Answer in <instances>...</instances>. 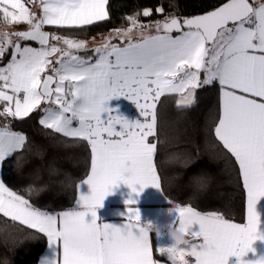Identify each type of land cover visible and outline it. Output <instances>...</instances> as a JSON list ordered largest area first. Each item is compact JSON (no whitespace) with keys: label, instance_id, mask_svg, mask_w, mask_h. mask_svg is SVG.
Returning a JSON list of instances; mask_svg holds the SVG:
<instances>
[{"label":"snow or ice","instance_id":"snow-or-ice-1","mask_svg":"<svg viewBox=\"0 0 264 264\" xmlns=\"http://www.w3.org/2000/svg\"><path fill=\"white\" fill-rule=\"evenodd\" d=\"M0 3L12 9L0 8L6 19L29 25L13 32L15 39L8 34L0 39V61L11 50L10 60L0 67V117L23 119L42 103H55L58 110L42 109L40 125L87 141L91 151L90 174L78 185L76 209L58 214L42 210L0 182V214L48 240L53 255L41 264H161L153 258L150 229L137 223V208L128 209L129 222L120 226L98 222L97 208L120 183L137 195L148 186L161 188L154 162L157 143L149 139L156 136L157 102L166 92L187 93L178 103L191 106L198 88L215 83L220 115L214 133L238 163L247 192V221L236 223L219 212L202 213L177 204L172 211L178 223L202 242L159 246L158 251L179 264H228L229 257L241 258L238 264H264V256L242 259L255 251V241L264 240L256 208L264 197V0H229L205 15L183 21L166 18L155 23L157 34L140 39L132 38L131 27L117 30L124 38L121 44L104 42L94 49V62L71 51L86 49V41L50 36L43 29H83L105 21L107 0H42V16L31 13L21 0ZM155 11L164 10L161 6ZM143 15H151V10ZM131 23L136 27L138 21L131 18ZM174 31L179 34L173 36ZM50 39L66 48L50 45ZM29 41L39 47L21 43ZM57 53L56 61L48 59ZM178 70L183 75L177 80ZM65 81L70 82L67 90ZM118 97L134 102L144 120L111 115L108 101ZM9 129L10 122L0 127V161L26 142L25 135ZM84 185L90 194H84ZM131 193L128 205L136 203ZM194 224L199 231L191 230ZM57 253L62 256L59 262ZM185 256L194 257V262Z\"/></svg>","mask_w":264,"mask_h":264},{"label":"trees","instance_id":"trees-1","mask_svg":"<svg viewBox=\"0 0 264 264\" xmlns=\"http://www.w3.org/2000/svg\"><path fill=\"white\" fill-rule=\"evenodd\" d=\"M27 2V0H24ZM226 0H107L108 19L83 29L46 26L52 34L69 38H90L137 21L158 22L181 19L206 12ZM253 2V0H249ZM163 7L162 13L155 10ZM151 10L144 16L143 11ZM17 31V30H16ZM34 43L35 42H27ZM93 57L91 49L77 52ZM11 56L6 52L0 64ZM179 96L164 94L157 102L155 163L161 188L169 201L193 206L201 212H219L232 221L244 220V189L235 158L215 136L219 120V85L196 90L195 103L179 104ZM42 108L29 117H0V125L22 133L26 142L1 164L3 183L46 211H60L73 205L78 183L87 175L90 147L81 138H67L40 125ZM46 237L0 214V264H37ZM167 264H170L166 260Z\"/></svg>","mask_w":264,"mask_h":264},{"label":"crops","instance_id":"crops-1","mask_svg":"<svg viewBox=\"0 0 264 264\" xmlns=\"http://www.w3.org/2000/svg\"><path fill=\"white\" fill-rule=\"evenodd\" d=\"M21 2L23 3L22 0H21ZM32 4H34L33 7H35V11H36L35 14H37L38 16H42V0H33ZM3 7H8L9 11H12V9L10 8L9 5H4V4L0 3V8H3ZM155 34H157L156 28L153 31L146 34L145 36H151V35H155ZM178 34L179 33H172L173 36H176ZM51 35H52V33L50 32V36ZM145 36H142V37H145ZM11 37H12V39H15L14 36H11ZM52 41L53 40L50 39L49 44ZM21 43L23 45L24 43H27V42H21ZM113 43H116L118 45L121 44V42H113ZM27 44L32 46V47H39L38 44H34V43H27ZM207 46L210 47V45H207ZM95 57H96V54L94 53L93 62H94ZM10 58H11V56H10ZM10 58L4 64H2V65L0 64V67L4 66L10 60ZM84 58H88V57H84ZM55 66L59 67V64H56ZM182 75H183V72L178 70V75L175 79L178 80L180 78V76H182ZM42 78H43V74H42ZM201 79H203V73H201ZM67 82L68 81H65L66 90H67V87H66ZM55 86L56 85L53 84V88H55ZM165 94H170V93L166 92ZM174 94H177L179 96V99H181L183 97H185V98L187 97V93H184V94L174 93ZM53 96H55V93L53 94ZM67 98L70 99L71 97L69 96ZM141 102H143V101H141ZM219 102H220V90H219ZM108 106L113 109V112L111 113V115H113V116L117 115V113H118V114L124 116L129 121L136 120V119H140L141 121L144 120V117L139 115L140 110L136 107L134 102H132L129 99H126L125 97H118V98L111 99L110 101H108ZM41 108L42 109L51 108L52 110H58V105H56L55 103H51V102L49 104L42 103ZM43 114L44 113H42V115ZM73 126H78V122L74 121ZM0 127H2V126L0 125ZM9 130L17 132V131L12 130V129H9ZM17 133H19V132H17ZM20 134H22V133H20ZM89 147H90V145H89ZM90 159H91V151H90ZM154 162H155V160H154ZM1 164H2V161H0V182H3L2 178H1ZM237 165H238V163H237ZM89 174H90V165H89V171H88L87 175L78 183V185L80 183H82L83 180H85ZM241 181H242V177H241ZM78 185H77L76 195H75L73 205L70 208H67L65 210L50 211V212L58 214L59 212H62V211L76 209L77 208L76 201L78 200V197L80 195V189L78 188ZM242 185H243V182H242ZM137 187H139V186H137ZM243 189H244V203H245L244 220L242 222H237V221L231 220L232 222L246 223V221H247V192H246V189L244 188V186H243ZM83 192H84V194H90V188L87 185H84ZM130 193H131V189L128 188V186L123 184V183H120V184L114 186L112 189V192L109 195H107L105 197V199L103 200L102 206L97 208L98 222L110 223V224H114L116 226H120L122 223H128L129 222L128 221V215H127L128 209L129 208H133V209L137 208L140 212V215H141V221H139L137 223L146 226V223L152 222V223L160 225L164 231H167V225L172 223L175 217L177 218V214L174 211H172L176 208L177 204H173L169 201L167 196L164 194L162 188L157 189V188H154L152 186H148V187L144 188L143 191L139 192L138 195L136 193H131V196L136 201V203L132 204V205H128L125 203V201L129 198ZM256 208H257V212L261 216V221H262L261 225H260V232L264 233V197H261L260 200L257 202ZM202 213H207V212H202ZM177 223H178V220H177ZM191 230L192 231H199V225L194 224L192 226ZM149 239H150V243H151L152 249H153L154 260H159L161 262V264H167L166 263L167 259L164 256H160L157 253V248H158L157 234L152 230H149ZM188 239H189V243H201L202 242V238H194V237H191L190 235H188ZM252 247L255 251L249 252L245 257L242 258L245 262L255 261L259 257L264 256V240L255 241L253 243ZM52 255H53V253L50 249L49 242L46 238V246H45L43 252L41 253V255L39 257L37 264H41V261L45 260L48 257H51ZM188 257H189L190 262H194V257H190V256H188ZM61 258H62L61 254L57 253V255L55 257L57 262H59L61 260ZM239 259H241V258L229 257L228 264H238ZM169 263L172 264L171 262H169Z\"/></svg>","mask_w":264,"mask_h":264},{"label":"rangeland","instance_id":"rangeland-1","mask_svg":"<svg viewBox=\"0 0 264 264\" xmlns=\"http://www.w3.org/2000/svg\"><path fill=\"white\" fill-rule=\"evenodd\" d=\"M23 3L30 9V12L31 13H35V7L34 4H32L33 0H27V2H25L24 0H22ZM160 23H163V21H158ZM155 23L156 22H150V21H138L137 23V26L136 27H133L132 26V23L128 26H125V27H120V28H115V29H112L108 32H104V33H101V34H97L95 36H92L90 38H71V39H74V40H83V41H86L87 42V48L86 49H91L94 52V49L97 48V47H101L102 44L106 41H109L111 40V42H121L122 38L120 35L117 34V30H120V31H124V30H127L129 29L130 27L132 28V32H131V36L133 39H139L141 38L142 36H145L146 34H148L149 32L153 31L155 29ZM28 24L26 22H11L10 20L6 19L4 16H3V12L0 11V39L3 38L4 34H8L11 36V34L13 32H15L16 30H19V29H26L28 28ZM143 26V27H141ZM54 34V33H53ZM64 37V36H62ZM12 38V37H11ZM69 38V37H67ZM51 44H55L57 47H60V48H66V46L60 42V41H56V40H53ZM86 49H82V50H86ZM73 52V54L75 55H78L77 52L78 51H81V50H71ZM60 54L57 53L51 57H49L48 59L52 60V61H56L58 56ZM80 56V55H79ZM82 57V56H81ZM52 67V65H49V69ZM58 80V78H57ZM68 86H69V82H67V89H68ZM185 100V97L179 99V102L180 101H183ZM181 104V103H179ZM158 247L159 246H164L167 244V241L162 239V238H158ZM157 253L160 255V256H164L169 262H171L172 264H179L178 261H173L171 260L169 257H168V254L165 253V254H160L159 251H158V248H157ZM185 259L190 261L189 260V257L188 256H185Z\"/></svg>","mask_w":264,"mask_h":264},{"label":"clouds","instance_id":"clouds-1","mask_svg":"<svg viewBox=\"0 0 264 264\" xmlns=\"http://www.w3.org/2000/svg\"><path fill=\"white\" fill-rule=\"evenodd\" d=\"M146 226L157 234L158 238H162L167 241L164 247L170 248H182L189 244L188 233L177 223L175 217L173 222L167 225V231L155 223L148 222Z\"/></svg>","mask_w":264,"mask_h":264},{"label":"water","instance_id":"water-1","mask_svg":"<svg viewBox=\"0 0 264 264\" xmlns=\"http://www.w3.org/2000/svg\"><path fill=\"white\" fill-rule=\"evenodd\" d=\"M229 2V0H226V1H224V2H222L221 4H219L218 6H216V7H214V8H212V9H210V10H208V11H206V12H203V13H199V14H195V15H191V16H188V17H185V18H183V19H181V18H179V17H176V18H179L181 21H183L184 19H186V18H193V17H196V16H200V15H205V14H207L208 12H210V11H213V10H215L216 8H218V7H221V6H223V4H225V3H228ZM250 2V1H249ZM251 3V2H250ZM172 18V17H171ZM170 19V18H169ZM29 28V27H28ZM28 28H26V29H28ZM26 29H20V30H26ZM44 31H46V32H48L49 34H50V31L49 30H47V29H43ZM173 33H176L175 31L173 32ZM52 87H53V85H52ZM50 103V102H49ZM49 103H44V104H49Z\"/></svg>","mask_w":264,"mask_h":264}]
</instances>
